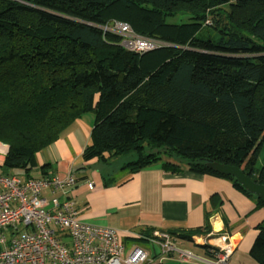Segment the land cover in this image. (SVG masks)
Returning a JSON list of instances; mask_svg holds the SVG:
<instances>
[{
    "label": "trees",
    "instance_id": "1",
    "mask_svg": "<svg viewBox=\"0 0 264 264\" xmlns=\"http://www.w3.org/2000/svg\"><path fill=\"white\" fill-rule=\"evenodd\" d=\"M113 21L169 46L130 52L103 30ZM150 54L160 56L153 66L144 63ZM88 113L85 161L104 165L135 155L122 167L130 173L159 162L178 173L183 165L229 181L264 209V198L222 170L235 168L264 185V156L257 166L264 145V0H0V143L7 147L0 174L38 179L29 176L35 155ZM211 202L219 209L216 196ZM211 230L206 220L167 234L190 241ZM256 231L249 256L264 264V221ZM203 250L211 258L217 252Z\"/></svg>",
    "mask_w": 264,
    "mask_h": 264
},
{
    "label": "crops",
    "instance_id": "2",
    "mask_svg": "<svg viewBox=\"0 0 264 264\" xmlns=\"http://www.w3.org/2000/svg\"><path fill=\"white\" fill-rule=\"evenodd\" d=\"M92 126L91 113L76 120L59 140L35 155L36 165L29 176L74 174L76 185L68 198L74 201L80 219L117 230L126 250L140 246L157 256L159 248L147 241L154 232L181 234L202 227L208 220L212 230L207 236H193L190 241L173 238L178 250L198 258L189 264H207L211 257L204 246L215 248L216 242L232 244V240L238 241L226 264H256L249 250L256 226L264 221V209H255L253 198L241 194L227 180L188 171L183 165L178 173L164 171L163 162L130 173L122 168L125 162L115 165L116 158L104 165L96 159L85 161L83 152L90 144ZM3 161L1 150L0 165ZM89 182L94 185L92 190L87 187ZM42 195L47 199L60 197L47 190ZM212 196L221 202L219 209L213 207ZM202 240L205 242L200 243Z\"/></svg>",
    "mask_w": 264,
    "mask_h": 264
},
{
    "label": "built area",
    "instance_id": "3",
    "mask_svg": "<svg viewBox=\"0 0 264 264\" xmlns=\"http://www.w3.org/2000/svg\"><path fill=\"white\" fill-rule=\"evenodd\" d=\"M208 22V21H207ZM104 31L120 37V46L145 53L169 44L135 33L129 25L113 21ZM6 146L0 143V151ZM76 178L68 173L28 179L0 174V264H189L198 258L178 250L165 232H154L147 241L159 248L154 256L140 246L128 253L117 230L83 222L77 207L68 198ZM93 183L87 187L92 190ZM47 190L60 197L47 199ZM140 238V237H139ZM230 244V243H229ZM225 244L207 264H226L232 252Z\"/></svg>",
    "mask_w": 264,
    "mask_h": 264
},
{
    "label": "rangeland",
    "instance_id": "4",
    "mask_svg": "<svg viewBox=\"0 0 264 264\" xmlns=\"http://www.w3.org/2000/svg\"><path fill=\"white\" fill-rule=\"evenodd\" d=\"M186 19L184 18V17H182V18H171V19H167V22L168 23H170V24H177L178 22H180V21H185ZM207 21V20H206ZM206 24L208 25V26H210L211 25V21L209 20L208 22H206ZM161 48H163V47H161ZM161 48H159V49H161ZM152 51H154V50H152ZM152 51H148V52H152ZM145 53H147V52H145ZM159 57L160 56H157V55H153V54H150L149 56H147L146 58H144V63L146 64V65H148V66H153V65H155L158 61H159ZM93 117V116H92ZM264 144V143H263ZM264 156V145H263V147L261 148V152H260V157H259V159H258V163H257V166H259L260 165V163H261V159H262V157ZM136 158V156L135 155H127V156H121V157H118V158H116V159H114L113 160V162L115 163V165L116 164H118L119 162H129V161H133L134 159ZM117 162V163H116ZM218 235V234H217ZM212 238H214V237H212ZM214 239H217V237H215ZM204 240H202V241H200V243H202ZM214 241V240H213ZM237 241L238 240H232V244H231V247H234V245L237 243ZM205 242V241H204ZM213 245H215V242H213L212 243ZM226 244H229V242H227ZM225 245V243H223V242H221V243H216V246H215V248H220L221 249V246H224ZM230 245V244H229ZM129 252V250H126V253H128ZM231 255V254H230ZM230 257V256H229Z\"/></svg>",
    "mask_w": 264,
    "mask_h": 264
},
{
    "label": "water",
    "instance_id": "5",
    "mask_svg": "<svg viewBox=\"0 0 264 264\" xmlns=\"http://www.w3.org/2000/svg\"><path fill=\"white\" fill-rule=\"evenodd\" d=\"M7 147L2 149V154H6ZM223 171L234 175L238 182L249 192L257 195L258 197L264 198V185L256 184L250 181L244 174L235 168H222Z\"/></svg>",
    "mask_w": 264,
    "mask_h": 264
},
{
    "label": "bare ground",
    "instance_id": "6",
    "mask_svg": "<svg viewBox=\"0 0 264 264\" xmlns=\"http://www.w3.org/2000/svg\"><path fill=\"white\" fill-rule=\"evenodd\" d=\"M71 173V172H70ZM68 174V173H67ZM72 174V173H71ZM73 176H74V174H72ZM75 177V176H74ZM76 178V177H75ZM76 206V205H75ZM80 218V217H79ZM216 243H218V242H216Z\"/></svg>",
    "mask_w": 264,
    "mask_h": 264
}]
</instances>
